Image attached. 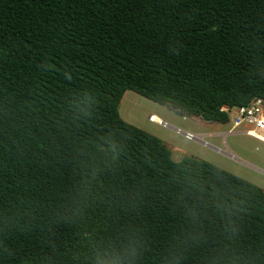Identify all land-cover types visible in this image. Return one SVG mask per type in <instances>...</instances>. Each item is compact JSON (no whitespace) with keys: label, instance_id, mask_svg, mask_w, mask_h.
<instances>
[{"label":"trees","instance_id":"16d2710c","mask_svg":"<svg viewBox=\"0 0 264 264\" xmlns=\"http://www.w3.org/2000/svg\"><path fill=\"white\" fill-rule=\"evenodd\" d=\"M127 91L264 99V0H0V264H264V189L175 161Z\"/></svg>","mask_w":264,"mask_h":264},{"label":"rangeland","instance_id":"374dc122","mask_svg":"<svg viewBox=\"0 0 264 264\" xmlns=\"http://www.w3.org/2000/svg\"><path fill=\"white\" fill-rule=\"evenodd\" d=\"M119 113L124 121L163 140L175 161L184 157L205 160L264 189V144L242 133L243 126L228 133L233 125V115L222 127V132L228 134L206 137L203 139L205 143H201L188 140L176 131L206 132L197 118L157 104L133 91H127ZM152 115L165 121L167 126L153 120Z\"/></svg>","mask_w":264,"mask_h":264},{"label":"built area","instance_id":"2783aa9c","mask_svg":"<svg viewBox=\"0 0 264 264\" xmlns=\"http://www.w3.org/2000/svg\"><path fill=\"white\" fill-rule=\"evenodd\" d=\"M221 111L229 114V116L233 115V125L230 133L243 126L242 132L244 134L264 143V99L256 97L244 107L230 108L229 106H223ZM160 124L167 126L165 121ZM176 131L183 134L188 140L203 142L200 135L183 132L180 129H176Z\"/></svg>","mask_w":264,"mask_h":264},{"label":"crops","instance_id":"0c3cea01","mask_svg":"<svg viewBox=\"0 0 264 264\" xmlns=\"http://www.w3.org/2000/svg\"><path fill=\"white\" fill-rule=\"evenodd\" d=\"M126 93H125L124 97L126 96ZM124 97H123V100H124ZM195 118L198 119V122L202 127L207 129L206 132H200L199 134H197V135H200L202 137V139H204L206 137H214V136H220V135H225V134L230 133V132H228V133L222 132L223 124L212 123V122L204 120L203 118H200V117H195ZM201 143H203V142H201Z\"/></svg>","mask_w":264,"mask_h":264},{"label":"bare ground","instance_id":"6f19581e","mask_svg":"<svg viewBox=\"0 0 264 264\" xmlns=\"http://www.w3.org/2000/svg\"><path fill=\"white\" fill-rule=\"evenodd\" d=\"M152 119L155 120V121H159L160 123L163 122V121H161L158 117H156V116H154V115H152ZM160 123H159V124H160Z\"/></svg>","mask_w":264,"mask_h":264}]
</instances>
